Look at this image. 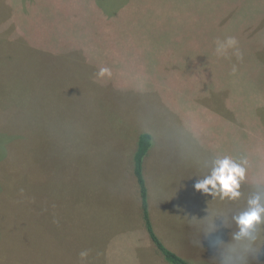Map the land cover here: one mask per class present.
I'll return each instance as SVG.
<instances>
[{
	"label": "rangeland",
	"instance_id": "374dc122",
	"mask_svg": "<svg viewBox=\"0 0 264 264\" xmlns=\"http://www.w3.org/2000/svg\"><path fill=\"white\" fill-rule=\"evenodd\" d=\"M228 36L241 58L216 56ZM143 130L171 241L226 264L234 217L264 191V0H0V264H145L119 263L115 241L141 222ZM225 156L246 170L239 197L195 190ZM257 231L248 264H264Z\"/></svg>",
	"mask_w": 264,
	"mask_h": 264
},
{
	"label": "clouds",
	"instance_id": "9594fccd",
	"mask_svg": "<svg viewBox=\"0 0 264 264\" xmlns=\"http://www.w3.org/2000/svg\"><path fill=\"white\" fill-rule=\"evenodd\" d=\"M230 50L232 55L241 58L239 42L234 36L215 41L217 57H227ZM235 70V66H233V72ZM109 71L108 68H101L97 75L104 76ZM245 171L241 163L225 156L215 160L210 174L198 180L194 188L208 195L216 196L219 194L221 198L234 200L240 195L238 189L240 182L245 178ZM247 204V209L234 217L239 228V231L234 235V240L242 241V243L228 247V252L231 255L227 258L226 264H248L249 258L256 260L262 250L258 244L259 233L257 230L260 225H264V191H258L254 194L247 201ZM87 255L86 251L80 253L81 259L86 258Z\"/></svg>",
	"mask_w": 264,
	"mask_h": 264
},
{
	"label": "crops",
	"instance_id": "0c3cea01",
	"mask_svg": "<svg viewBox=\"0 0 264 264\" xmlns=\"http://www.w3.org/2000/svg\"><path fill=\"white\" fill-rule=\"evenodd\" d=\"M174 97L179 96L174 94ZM143 132H145V130H143ZM153 144L151 146V148L148 150L144 160H143V165H142V174H143V178L145 180V185H146V189H147V206H148V214H149V218L151 221V225L152 228L156 234V236L159 238V240L163 243V245L169 249L170 251L174 252L175 254H177L178 256H182L185 258V260H187L188 262H190L191 264H195V262L193 261V255L190 254V252H186L183 253V251H185L186 249H184L182 247V249H179V239H176V242L173 243L171 241L170 236L168 235L166 228H165V223L167 221V218L165 219V207H162L161 201H160V197H159V186L157 185V180L152 172V164L154 163V158H155V154L157 151V146H156V139L153 136ZM154 145V147H153ZM137 148V146H136ZM155 151V152H152ZM136 152V149L134 150V154ZM182 169V174H184L186 172V167ZM131 173H133V165H132V169H131ZM185 176V175H183ZM183 176H181L180 178H182ZM135 180L136 186H137V190H138V196H139V189H138V185L136 182V179L133 175V178ZM191 192V188L189 189ZM179 192L180 189H179ZM193 194H189L187 195V197H192ZM140 199V196H139ZM139 202V201H138ZM173 204V203H171ZM158 206V208L156 209V212H152V206ZM183 205L179 203V206ZM140 224H139V229L138 226H136L137 228H133L134 226H130V227H118L120 229H127L130 232V240L131 242H129V246L126 247V245H128V243L123 242L121 239L119 238H115L116 243L119 246L120 253H117V260L119 261V263L122 261L121 259V253L124 252L126 249H134L135 253H140L144 256L147 257V259L145 260V264H168L167 262H164L163 260H161V257L159 258L157 255V249L154 246V244L152 243L151 239L149 238L148 233L145 230V226H144V222H143V218H142V209H141V199H140ZM179 210V207H176ZM193 209V208H192ZM192 209L190 210H184L182 209V213H181V218L185 217V220L181 223H189V224H194L196 219H195V212L192 211ZM178 217H179V211L175 212ZM172 218V217H169ZM171 220V219H170ZM172 223L177 222L176 220H171ZM122 225V224H121ZM138 225V224H137ZM178 229H179V224H178ZM144 231V232H143ZM190 231H193L192 229H190ZM153 247L155 248L154 251ZM117 251V250H116ZM159 252V251H158ZM161 255V254H160ZM163 258V257H162ZM183 258V259H184Z\"/></svg>",
	"mask_w": 264,
	"mask_h": 264
},
{
	"label": "trees",
	"instance_id": "16d2710c",
	"mask_svg": "<svg viewBox=\"0 0 264 264\" xmlns=\"http://www.w3.org/2000/svg\"><path fill=\"white\" fill-rule=\"evenodd\" d=\"M152 136L147 132H142L138 135L137 139V148L136 152L133 157V175L136 179L138 189H139V196L141 199V209H142V218L145 226V230L149 235L152 243L159 251L165 262L168 264H189L185 259L181 256H178L174 252L167 249L163 243L159 240L156 236L151 221L148 214V206H147V189L145 185V180L142 174V165L143 160L148 152V150L152 146Z\"/></svg>",
	"mask_w": 264,
	"mask_h": 264
}]
</instances>
